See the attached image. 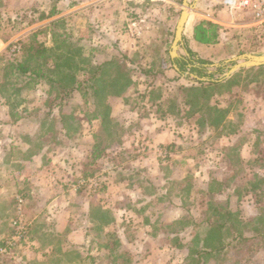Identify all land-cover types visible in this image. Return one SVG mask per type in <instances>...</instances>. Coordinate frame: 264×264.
Segmentation results:
<instances>
[{
  "label": "rangeland",
  "instance_id": "rangeland-1",
  "mask_svg": "<svg viewBox=\"0 0 264 264\" xmlns=\"http://www.w3.org/2000/svg\"><path fill=\"white\" fill-rule=\"evenodd\" d=\"M179 2L182 6V0ZM24 5V12L10 14L14 11L10 8L5 14L0 13L5 19V22L1 23V29L7 36V42L13 39L8 44L7 51L0 55L1 64L13 61L14 53L11 49L23 39L14 38L23 30L29 29L24 35L21 34L26 37L35 32L41 33L38 40L49 49L50 41L55 37L54 33L66 32V27H59L55 32H50V23L46 22L29 27L37 22L35 19H40V23L50 18V7L42 4L35 8L30 0ZM12 7H15V4ZM71 37L72 42L78 40L73 35ZM71 47H75V50L83 47L81 56L75 57L79 67H83L80 62L84 59L95 64V47L90 43L82 41L81 44ZM242 62L243 60L237 59L232 63L221 64L226 67V73L217 75L219 81L233 78L231 83L215 89V92L212 89L205 94L198 91L196 94L198 99L199 95L201 96V103L195 104V107L187 105L190 96L185 90L193 86L200 88V84L190 77L187 78L186 73L189 71L172 78L141 75L144 85L142 88L139 85L136 87L133 103L140 108L142 115L153 111L156 113L157 110L147 108L146 99L143 98L146 89L150 87H153L154 91L152 96L167 104L162 107L164 111L169 109L171 103L179 104L176 110L178 115L171 117V124L179 127L176 138H170L168 144L157 147L152 153H148L149 147L144 143L141 146L140 140L125 138L121 148L108 149L102 158L92 163V146L96 134L100 133L103 147L107 146L111 139L101 130L98 123L92 126L88 121L82 123L91 110L93 111L91 105H85V99H90L88 94L83 99L84 92L75 91L71 97H65L68 103L64 107L65 120L62 123L65 127H70L74 138L64 137L61 133L62 123L51 120L50 147L67 150V153L51 155L55 158L54 165L59 171L56 182L60 183L62 188L87 196V222L85 219L82 221L84 212L81 208V219L75 222L76 225L81 223L80 228L84 232L81 239L76 237L79 244L71 243V248L65 245L64 249L54 251L50 248L51 261L65 260V264H196L200 259L201 264H264V184L259 187L256 196V191L251 186V183L256 182L255 167L238 162L243 142L252 136L235 138L229 146L230 157L227 158L221 151L228 142L219 136L224 130L215 131L209 127L204 112H194L191 116L192 111H196L210 95L211 98L217 99L222 95L212 96L213 93H221L223 89L228 92L232 87L230 98L232 103L235 100L237 102L232 105L230 114L234 117L232 122L235 124H229L225 130H237L240 121H244L245 115L241 110L250 94V88H258L264 94V73L238 75L237 72L229 78H224L232 67ZM177 66L179 68L178 63ZM210 70L215 71L212 67ZM47 73L50 75V70ZM78 76L81 77V73H78ZM136 78L140 79L137 75ZM22 79L16 76L9 78L10 82H17L19 87L25 86V91L18 94V99H36L37 103L32 106L33 109L35 107L38 112H46V103L41 102L40 98L45 96L44 91L50 92V83L47 80H37L39 84H43L35 92L31 88L34 83L29 82L26 86V80ZM253 82L257 83L254 85ZM233 88L235 94L232 93ZM14 89L16 87L13 88L10 83L8 94ZM53 94V98L59 100L64 96L58 89H55ZM57 115L58 112L55 116ZM83 126L84 130H79ZM250 141L254 146L255 138L252 137ZM73 149L80 151V154L73 152ZM162 153L167 155L164 157ZM144 158H148L145 162L150 161L156 169L143 171ZM70 167L72 168L69 169ZM83 180H86L87 184L79 188L78 184ZM90 201L92 206H89ZM1 205L2 202L0 207ZM227 209L232 213L231 219L225 216ZM257 213L263 215V220L256 218ZM7 214L9 218H13V212ZM22 215L24 217L23 210ZM222 216H225V219H222ZM208 220L227 223L226 229L214 233V241H207L212 229ZM0 221L4 224L1 218ZM52 239L53 236L50 237L51 242ZM60 241L62 242V239ZM206 243L221 245L224 249L219 253L205 255L203 251ZM34 250L35 245L28 229L25 239L19 242L17 247L8 255L0 257V264H29L30 261L34 263L40 256V253L35 255ZM51 261L50 264H55Z\"/></svg>",
  "mask_w": 264,
  "mask_h": 264
},
{
  "label": "crops",
  "instance_id": "crops-1",
  "mask_svg": "<svg viewBox=\"0 0 264 264\" xmlns=\"http://www.w3.org/2000/svg\"><path fill=\"white\" fill-rule=\"evenodd\" d=\"M26 1L0 0V13L5 14V11L10 8L14 9L10 14L24 12ZM30 1L35 8L42 4L50 7V18L40 23V19H35L37 22L29 27L45 22L50 23L51 26L52 23L60 21L67 28L68 34L95 47V65L118 57L122 60L119 62L124 63L126 70L130 72L132 82L117 96H110L106 100L111 107V118L118 123L119 127L121 126L119 131L121 143H115L109 149L121 148L125 138H128L140 140L141 146L144 143L146 147H149L148 153L149 151L152 153L157 147L168 144L170 138H176L179 132V127L171 124L173 122L171 117L178 114H168L162 108L167 104H164L160 98H151L154 94L153 87L146 89L143 98L146 99L147 108H157L156 113L152 110L150 114L142 115L140 108L133 103L136 87L139 85L142 88L144 85L141 81L144 78L141 75H162L168 78L178 76L179 68L176 59L190 58L189 51L197 58L213 63L215 67L232 63L243 55H264V23L255 18L251 9H243L239 6L231 9L224 6V0H189L193 9L185 25L178 57H172L171 51L183 0L182 6H180V0ZM14 4L15 7H12ZM4 22V17L0 15V55L7 51L8 44L13 40L11 38L7 42V36L1 29V23ZM201 23H212L217 26V34L213 42L205 44L196 39V30ZM28 30H23L14 39H24L26 36L23 35ZM51 31L52 28H50ZM56 43V38L53 37L50 41V49L54 48ZM238 72H236L238 75L252 72L260 74L264 73V66L244 68ZM5 75V67L0 66V202H2L0 218L4 223L0 221V237L12 233L13 220L20 213L22 214L23 210L26 220L24 217L23 219L28 225L36 249L34 254L40 253L34 263L30 261L29 264H50V248L53 251L64 249L65 245L71 248V243L79 244L76 237L81 239L84 235L80 228L81 223L77 225L75 223L81 219V208L84 212L82 221L85 219L87 222L85 210L87 196L62 188V185L56 182L59 171L54 165L55 158L51 155L67 153L64 148L57 151L50 147L49 123L53 119L56 123H62L65 120L64 107L68 99H65L64 92L60 100L54 99L55 90L51 92L50 88V92L44 91L45 96L40 98L41 102L46 103V112H38L35 107L34 109L32 107L37 103L36 99L28 100V97L18 99V94L25 91V86L19 87L17 82H10ZM136 75L140 79H137ZM10 83L16 89L8 94ZM24 83L27 86L28 82ZM253 83L255 85L257 82ZM42 84L31 86L32 91L37 92ZM231 88L228 92L223 89L221 93H215L222 96L217 99L212 97L211 100L213 108L227 112L220 128L224 130V133L219 136L226 139L228 143L224 144L221 153L226 157L229 146L237 137L243 138L250 135L255 138L254 146L250 141L252 137L243 142L240 148L239 164L246 163L255 167L256 182L254 183H256L257 196L259 187L264 184V94L258 88L251 87L248 92L250 94L246 97L241 110L245 115L244 121H240L239 127L234 132H226L225 129L229 124H235L234 121L232 122L234 117L230 114V110L237 101L232 103ZM232 93L235 94L234 88ZM91 103V98L85 99V105L90 106ZM176 105L179 106L178 103ZM57 112L58 115L55 116ZM90 113L85 120L81 119L82 123L88 121L91 126L98 123L102 130L101 121L96 118L90 119L92 117ZM61 130L64 137L74 138L70 129L63 123ZM79 130L83 131L84 126ZM246 130L249 132L247 133ZM96 135V137L101 136L100 133ZM73 150L80 154L77 149ZM107 151L109 150L107 149L106 153ZM147 159H143V171L150 172L153 168L156 169L150 161L145 162ZM226 160L227 158L224 161ZM89 206H92V201ZM9 208L14 214L13 218L12 216L9 218L7 214L10 212H7ZM76 215H78L77 220ZM262 216V214H256L257 219ZM51 262L65 264L66 261L55 259Z\"/></svg>",
  "mask_w": 264,
  "mask_h": 264
},
{
  "label": "trees",
  "instance_id": "trees-1",
  "mask_svg": "<svg viewBox=\"0 0 264 264\" xmlns=\"http://www.w3.org/2000/svg\"><path fill=\"white\" fill-rule=\"evenodd\" d=\"M59 27H64L60 21L52 23L50 26V28H52L51 32H55ZM216 31V25L212 23H201L196 30V39L199 42L209 44L216 38ZM40 34L41 33L35 32L29 37L27 36L22 39L19 42L20 51L14 53L13 61H8L7 64L0 63V66L5 67V76L8 77V79L10 76H17L18 79H25L28 84L29 82L31 84H38L37 80H47L50 83L51 92L58 89L64 92L66 97L71 96L75 91L84 92V98L89 95L92 99L90 105L93 107V111L90 113L92 116L90 119H99L101 121L102 131L111 139L110 143L103 147L101 137H96L92 146V163H94L102 158L106 150L112 145L121 143V137L119 135L121 126L119 127L118 123L111 118V107L106 100L110 96H117V94L132 82L130 72L126 70L127 68L124 63L122 64L119 62L122 60L118 57L100 65H95L93 62L84 59L80 62L83 67H79V63H76L75 57L81 56L83 47H78V49L75 50V47L70 48V46L81 44L82 41L80 39L72 42L73 37L67 32L62 34L54 33L57 43L54 47L55 49H49L38 40ZM189 54L190 58L181 57L176 59V62L179 65L180 76L189 71V74L194 75V77L188 75L187 78L190 77V79L194 80L197 84H200V88L193 86L187 87L185 90L190 96L187 99V105L195 107V104L201 103V96L199 95L198 99L196 94L198 91H202L203 94L210 92L211 89L215 91V89L223 88L231 83L233 78L220 82L217 75H224L226 73V67L221 66V64L215 67L213 63L197 58L190 51ZM80 58L83 59V57ZM45 67L50 68V75L47 73L49 70L45 69ZM211 67H213L215 71H210ZM78 73H81V77L78 76ZM214 94L215 93H213L212 96ZM193 95L197 97H191ZM152 97L153 96H151V98ZM211 100L212 98L210 95L196 111H192L191 116H193L194 112H204V116L208 121V126L219 130L223 125L227 112L223 109L213 108V106H211ZM177 106L178 105H175V103H171L167 112H172V114L174 113L177 115ZM66 128L70 127L67 126ZM230 150L231 149H228L227 158L230 157ZM251 186L255 189L256 183H251ZM225 216L231 219L232 213L227 209ZM225 216H222V219H225ZM260 218L262 217H259V219ZM208 224L212 229H210V236L207 241H214V233L217 234L220 230L226 229L227 227L226 221L219 222L208 220ZM231 226L234 225L231 224ZM219 242L220 239L217 244H219ZM217 244L212 245L206 243V248L203 253L205 255H211L221 252L224 246ZM196 264H201V260L198 259Z\"/></svg>",
  "mask_w": 264,
  "mask_h": 264
},
{
  "label": "built area",
  "instance_id": "built-area-1",
  "mask_svg": "<svg viewBox=\"0 0 264 264\" xmlns=\"http://www.w3.org/2000/svg\"><path fill=\"white\" fill-rule=\"evenodd\" d=\"M224 6L230 7L231 9L238 6L243 9H251L255 18L264 23V0H224ZM11 50L13 53L19 51V45H13ZM162 155L165 157L167 154L162 153ZM86 184V180L80 181L78 187L81 188ZM12 224V233L5 238L0 237V257L8 255L13 251L18 246L19 242L25 239L28 232V225L25 223L21 213L13 220Z\"/></svg>",
  "mask_w": 264,
  "mask_h": 264
},
{
  "label": "water",
  "instance_id": "water-1",
  "mask_svg": "<svg viewBox=\"0 0 264 264\" xmlns=\"http://www.w3.org/2000/svg\"><path fill=\"white\" fill-rule=\"evenodd\" d=\"M193 9V5L189 3V0H183V7L180 18L177 23L175 37L172 45L171 55L172 57H178V50L180 49L183 42V32L185 29V25L188 21L190 13ZM240 60H243L242 63H239L231 68V70L224 76L229 78L234 73L240 71L244 68H254L264 66V55L262 56H253V55H243L239 57ZM193 76L192 74H187V76Z\"/></svg>",
  "mask_w": 264,
  "mask_h": 264
}]
</instances>
